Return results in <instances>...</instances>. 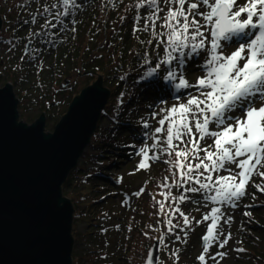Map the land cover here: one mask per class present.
<instances>
[{
    "label": "rangeland",
    "instance_id": "obj_1",
    "mask_svg": "<svg viewBox=\"0 0 264 264\" xmlns=\"http://www.w3.org/2000/svg\"><path fill=\"white\" fill-rule=\"evenodd\" d=\"M43 1L46 2L43 3ZM60 1L35 0L28 7H25L27 4L25 0H0V16L3 19V27L0 31V88L6 84L13 86L16 98L19 100L20 121L31 125L44 113L47 133H53L55 126L67 113L74 98L80 95L85 88L93 85L98 80V76L102 77L103 88L110 90L111 86L114 85L116 80L107 79L99 74L96 75V67H93L91 72L86 71L84 73L82 68L93 60L94 54L96 64H103L107 71L111 72L113 68L117 67L118 52L122 47L116 42L118 34L121 41L126 37L128 38L127 50L129 52L133 51L132 47L135 46L137 40H144V47L139 48L141 53L147 52L148 57L151 58L157 56V52H159L163 57V46L161 45L159 49L155 48L156 41L151 29L143 30V21L145 18L151 17V10L131 12L129 9L132 0H120L115 8L111 7L114 5V0H90L88 4L85 2L80 4L79 10L69 17V19L76 21L74 25L68 21L65 23L67 28L75 27L77 29L80 23L84 22L85 18L91 14L93 17L91 24L95 23L96 28L93 27L89 31L86 49L75 58L74 65L76 66L70 72L67 70L69 60L60 66L53 65L56 58L62 55V51L69 41L68 36L73 32L56 31L57 39L54 41L57 43L52 48L50 46L45 48L46 46L42 47L41 41L35 43L37 37L32 39L30 34L41 31L45 18L52 19L49 15L44 14L37 17L38 22L36 24L27 23L24 26V24L18 25L17 23L24 22V20L31 21L33 15L37 16L42 13L43 8H51V5ZM138 1L141 4L146 0H135L137 5L139 4ZM243 2L244 0H238L240 4ZM173 7L176 5L169 4L166 0L161 4L163 10L160 12L161 20L157 22V31H159L163 17ZM62 10L63 8H60L54 12ZM138 10H142V8H138ZM137 14L141 18L139 23H136ZM130 16L131 19H128ZM129 20H131L130 23L122 25ZM53 23H57V21L54 20ZM121 26L123 27L117 29ZM134 27L140 28L141 31H134ZM18 28H21L19 36L27 37L28 35L26 41L18 42V38L14 37ZM150 40L152 43H149ZM29 42H32L30 49L39 50L36 62H32L31 55H25V45ZM222 44H225L226 54L234 51L237 46L225 42ZM206 55L198 64L192 66L190 73L187 72L188 75L185 78L191 84H195L199 77L205 75ZM22 56H25L23 60L21 59ZM143 62L144 60L140 63ZM85 73L88 74L85 75ZM20 80L22 82H19ZM66 81H69L70 84L63 87ZM176 91L175 89L173 95L161 94V97L154 100H150L147 94L143 95L139 104L143 107L133 118L135 123L130 124L129 127L115 136L116 144H123L127 140L129 146L122 150L115 147L104 149L105 153L96 163L86 162L87 157L80 159L79 167L88 169L90 172H87L88 174L97 175L91 179L85 177L86 182L74 179L69 187H63L64 197L71 200L74 206V214H77L73 221L75 240L73 258L96 249L100 251L98 255L106 259V264H144L149 250L156 241H159V264H169L171 258L177 254V250L182 251L187 243L189 248L186 251L190 254L186 257L185 262L180 264H201L198 260L203 252L201 238L206 234V226L211 221L199 225L196 224V221L201 220L211 207L219 205L207 204L204 206L207 202L203 201L200 193H188L181 189L175 194L172 187H162L165 183L174 186L173 181L176 177L172 173L177 170L171 164V161L176 159L175 155L169 156L163 151L166 148L164 142L166 132L156 134L154 131L156 127L160 126L159 119L166 114L160 110L186 102L189 93L198 94L195 89ZM257 106L259 105L257 104ZM153 112L159 114L153 118ZM145 123L148 124L147 128L144 127ZM101 127L110 128L108 118L104 119ZM166 127L167 125H165ZM157 136L160 137L161 143L156 148H152L151 146ZM208 143H211V140H208ZM201 146H204L203 142ZM146 147L150 149V155L157 154L160 159L149 161L151 164L149 170H140L138 169V165L142 161L140 149ZM86 152L93 155L95 149L88 146ZM259 170L264 171V168ZM84 174L86 173L80 175ZM220 175H228V173L222 171ZM255 184L264 186V179L259 176L253 177L252 183L248 186V194L242 198L238 207L233 209L228 206H221L226 210L227 215L232 216L231 222L227 224L223 220L220 222L224 235L231 233V239L228 240L224 248H219L216 243L213 244L209 253L206 254L207 264H264V209L261 211L252 209L256 203L264 202V192L257 190L254 187ZM141 189L143 192L140 191ZM138 192L140 194L136 195ZM162 193L165 195L170 193L167 201H165ZM181 194L191 197V199L186 202L175 201L172 212H174L175 207H179L189 216L192 228H186L183 224V218L180 217L179 213H175L168 217L172 220V232L168 231L167 222L169 219H167L165 225L168 234L164 233L159 239L155 238L147 252L148 241L143 236H138V233L134 236L137 244L133 245L129 251L128 243L129 239H132L131 230L135 228L134 231L137 232L141 229L148 233L143 222L149 217L151 225L148 228L161 232L163 217L159 210V202H164L163 215H165L167 212L165 210L168 208L167 204L171 205L173 202L171 197H179ZM102 197L104 198L101 199ZM192 200H199L200 204H194ZM258 216H261L262 219ZM185 231H187V236L184 234ZM169 234H175V237L172 238ZM177 236L180 239H177ZM220 239L223 240L224 236H221ZM134 240L132 241L133 244L135 243ZM239 249H243V251H238ZM217 252H226L227 255L223 258L216 257V260L213 261L211 257L215 256ZM127 258H129L128 262ZM132 259L135 261L132 262Z\"/></svg>",
    "mask_w": 264,
    "mask_h": 264
},
{
    "label": "snow or ice",
    "instance_id": "obj_2",
    "mask_svg": "<svg viewBox=\"0 0 264 264\" xmlns=\"http://www.w3.org/2000/svg\"><path fill=\"white\" fill-rule=\"evenodd\" d=\"M163 2L165 0H146V10H151V17L144 19L143 30L151 29L156 49L163 45V57L157 52L156 66L147 72V76H153L164 65L167 68L165 79L178 81L174 84L178 92L181 89H195L198 94L189 93L186 102L161 109L166 114L159 119L160 126L154 131L156 134L166 132V148L163 151L176 157L171 161L172 167L177 170L172 173L176 177L174 186L184 192L200 193L203 201L207 202L204 206L219 205L211 207L201 220L196 221L197 225L211 221L201 238L203 252L198 257L201 264H207L206 254L213 244L224 248L231 239V233L224 235L220 222L223 220L227 224L232 216L227 215L221 206L238 207L248 194L253 177L264 179V171L259 170L264 168V0H244L243 4L238 0H166L176 5L169 9L159 25L166 30V34L156 30L157 22L161 20ZM61 4L62 11L44 10L52 19L45 18L41 31L30 34L32 39L40 36L41 32L46 37L54 36L56 33L49 34L47 31L49 27L57 31L75 32V27L67 28L61 18L72 16L79 10L80 4L77 0H61ZM144 6L141 3L137 8ZM56 7L51 5V8ZM44 12L40 15L43 16ZM54 20L57 23H53ZM140 20L137 14L136 23ZM37 22L36 15L32 16L31 21H25L31 24ZM68 23L74 25L76 21L69 19ZM134 31L141 29L134 27ZM222 42L237 46L226 54ZM201 52L207 54L205 75L191 84L185 78L183 69L188 59ZM25 55H31L35 61L39 50L29 49L26 44ZM24 58L21 57L22 60ZM143 60L146 64L151 63L147 52ZM158 114L153 112V118ZM144 127L147 128L148 124L145 123ZM160 143L157 136L151 147L156 148ZM149 151L147 147L140 149L142 161L138 169L149 170V161L160 159L159 155H150ZM222 171L228 175H220ZM172 186L168 183L162 185L164 188ZM254 187L264 192V186L255 184ZM140 191L143 192V189ZM162 195L165 201L170 197V193ZM190 199L184 194L171 197L173 202ZM192 203L200 204V201L192 200ZM159 210L164 211V202H159ZM175 213L183 218L186 228H192L189 216L179 207H175L170 215ZM167 223L168 231L172 232V220L169 219ZM184 234L187 236V231ZM221 236H224L223 240ZM176 238L180 239L179 236ZM226 255V252H217L211 259L215 261L216 257ZM149 264H152V260H149Z\"/></svg>",
    "mask_w": 264,
    "mask_h": 264
},
{
    "label": "water",
    "instance_id": "obj_3",
    "mask_svg": "<svg viewBox=\"0 0 264 264\" xmlns=\"http://www.w3.org/2000/svg\"><path fill=\"white\" fill-rule=\"evenodd\" d=\"M102 82L98 76L74 98L53 133L44 113L31 125L20 121L13 86L0 88V264H73L74 206L63 187L110 100ZM159 257L156 241L144 264Z\"/></svg>",
    "mask_w": 264,
    "mask_h": 264
},
{
    "label": "trees",
    "instance_id": "obj_4",
    "mask_svg": "<svg viewBox=\"0 0 264 264\" xmlns=\"http://www.w3.org/2000/svg\"><path fill=\"white\" fill-rule=\"evenodd\" d=\"M25 1L27 3L25 7H28L30 4L35 2V0H25ZM89 1L90 0H77V3L83 4V2H85V4H88ZM119 1L120 0H114V5H112L111 7L115 8L117 3H119ZM44 2L46 1H43V3ZM55 5L59 8H54V9L48 8V10L50 12H54L56 9L62 8L61 1L57 2ZM144 5L145 6L142 7V10H138L137 3L135 2V0H132V4L130 5L129 10L131 12L146 11L147 9L146 1L144 2ZM45 9L47 8H43L42 12H44ZM44 14L48 15L47 12H44ZM37 17H41V15H37ZM49 17L51 16L49 15ZM92 18L93 17L91 16V14H89L85 18L84 22H81L82 25L80 23V26L75 30V32L69 34L68 36L69 41L67 45L65 46L64 50L62 51L63 52L62 55L56 58L53 65L57 64L58 66H60L63 62L69 60L68 61L69 67L67 69L68 72H70L71 69H74V66H76L74 65L75 58L80 53H83V51L86 49V45L88 44L89 31L93 27L96 28L95 23L91 24V21H93ZM61 19H64L65 23L69 20V18H61ZM128 19H131V16L128 17ZM130 21L131 20L123 23L122 25L124 26L127 23H130ZM17 24L18 25L24 24V26L27 25V23H25V20L24 22H18ZM123 26L118 27L117 29L122 28ZM58 27H59V24H58ZM20 29L18 28L16 30L14 37L18 38L17 40L18 42L26 41L28 39L27 38L28 35L27 37L19 36ZM47 31L49 32V34H51V32L55 33L57 30L49 27ZM159 31L166 32L165 29H162L160 27H159ZM55 39H57V36L50 35L46 37L44 36L43 32H41V35L37 37V39L35 40V43H38L41 41L42 47L46 46L45 48H47L50 46L52 48V46L55 43H57L56 41H54ZM120 39L121 38L119 37V34H118V37L116 38V42L118 44H121L122 47H121L120 52H118L119 53V56L117 59L118 66L113 68L111 72L107 71V69L103 66V64H100V65L96 64V61L94 59L95 54L93 55V60L90 61L86 67L82 68V71L84 73L86 71L91 72V70L94 69L93 67H96L97 68L95 71L96 75L99 74V75L106 77L107 79L116 80L114 85H112L110 88V91H111L110 100L103 112L100 122L98 123L97 131L91 138V142L89 144V148L95 149V152H94L95 154L90 155V153L85 152L83 157H87L88 160L86 162H92V163L98 162L100 157H102L103 153H105L106 148L115 147V148L122 150L126 148L127 146H129L127 140L123 144H116L115 136L119 135L121 131L129 127L130 124L135 123L133 118L135 117V115L138 114V111L141 110L143 107V105L140 106L139 104L144 94H147L150 97V100L152 99L154 100L156 98L161 97L162 96L161 94L173 95L175 93L174 84L176 83V81L170 82L165 79L166 72H167L166 66L161 65V67L157 69L156 73L153 76L151 77L147 76V72L151 68H154L156 66L157 56H152L151 58L148 57L151 60L150 64H146L144 62L140 63L141 61H143L144 54L140 52L139 48L144 47L145 45L144 40H141V41L137 40L135 43V46L132 47L133 51L129 52L127 50L128 38L126 37L125 39H122V41ZM42 50L44 51V49ZM205 54H206L205 52H201L200 55L193 56L191 59L187 60L185 67L183 69L185 76L188 75V73H190L192 66H195V64H198L199 61L205 58ZM90 57H92V55H90ZM32 62H36V60L35 61L32 60ZM121 76L124 77L123 80L120 79ZM19 82H22V81L20 80ZM105 118H108L110 121L109 129H104L101 127V124ZM134 137H137V136H134ZM126 138H128V136H126ZM87 172L90 173L88 169H85V168L82 169L81 167L78 166L76 170L70 174L64 186L69 187L71 185V182L74 179H80L86 182L85 177H87L88 179H91L97 175V174H88ZM81 173H86V174L80 175ZM172 190H174L175 194H177V192L181 189H178L177 187L172 186ZM103 198L104 197H102L101 199ZM174 205H175L174 202H171V205L168 203L167 204L168 208L165 210L167 211L166 214L163 215V212H162L163 229L161 232L155 231L151 229L150 227L148 228V226L151 225V219L149 217H147L145 221L143 222V225L147 228L148 233L144 232L141 229L137 232L134 231L135 228L134 230H131L132 239H129V243H128L129 251L133 247V245L137 244V242L134 240L135 239L134 236L136 235V233H138V236H141V237L143 236V238L148 241V244H147L148 247L146 248V252L151 247L155 238L159 239L161 236H163L164 233L168 234L166 232L167 230H166L165 222L167 221V219H169L168 217L170 216V213H172V208L174 207ZM252 209L261 211L262 209H264V202H262L261 204L256 203L252 207ZM76 215L77 214H74V217H76ZM258 217L262 219L261 216H258ZM169 236L173 238L175 237V234H169ZM133 240L135 241L134 244L132 243ZM188 248H189V244L187 243L185 248H183L182 251L177 250V254H175V256L171 258L169 264H174V262H176L175 264L184 263L185 260L187 259L186 257L190 254L189 252L186 251ZM99 252H100L99 250L92 249L90 253L81 255L80 257L74 256L73 264H106V259L100 257L98 255ZM128 259L129 258H127V262L129 261ZM134 261L135 260L132 259V262Z\"/></svg>",
    "mask_w": 264,
    "mask_h": 264
}]
</instances>
